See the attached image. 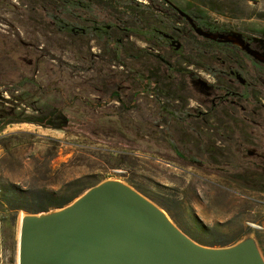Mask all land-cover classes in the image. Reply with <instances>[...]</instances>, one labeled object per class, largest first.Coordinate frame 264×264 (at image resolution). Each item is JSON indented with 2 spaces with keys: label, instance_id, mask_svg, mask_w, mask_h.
Segmentation results:
<instances>
[{
  "label": "rangeland",
  "instance_id": "374dc122",
  "mask_svg": "<svg viewBox=\"0 0 264 264\" xmlns=\"http://www.w3.org/2000/svg\"><path fill=\"white\" fill-rule=\"evenodd\" d=\"M170 1L201 26L264 49V0ZM98 2L133 13L128 0ZM68 8L60 0H0V218L13 260L19 264L21 218L28 213L15 206L37 207L106 179L138 189L201 244L253 238L264 257V88L210 109L216 94L194 81V75L213 80L196 60L221 58L250 62V77L261 85L264 63L238 45L189 35L209 50L194 56V42L186 40L187 57L162 51L175 67L189 68V83L182 86L180 71L172 78L159 58H139L135 39L119 61L87 36L60 31L52 15L74 21ZM167 8L157 0L158 14ZM139 72L151 75L152 91L140 92ZM59 107L73 116L72 130L3 123ZM23 131L32 134H18Z\"/></svg>",
  "mask_w": 264,
  "mask_h": 264
},
{
  "label": "water",
  "instance_id": "95a60500",
  "mask_svg": "<svg viewBox=\"0 0 264 264\" xmlns=\"http://www.w3.org/2000/svg\"><path fill=\"white\" fill-rule=\"evenodd\" d=\"M196 31L264 61L240 35ZM163 210L132 185L103 180L64 206L23 215L19 264H264L253 238L204 245Z\"/></svg>",
  "mask_w": 264,
  "mask_h": 264
},
{
  "label": "flooded vegetation",
  "instance_id": "af4514ba",
  "mask_svg": "<svg viewBox=\"0 0 264 264\" xmlns=\"http://www.w3.org/2000/svg\"><path fill=\"white\" fill-rule=\"evenodd\" d=\"M161 1L168 8L165 12L158 14L157 0H128L124 4L130 6L133 9V13L131 14V11L128 10L126 14L119 12L107 2L99 3L98 0H70L74 21L69 22L56 15H52V19L60 31L68 32L75 36H87L90 41L114 52L116 59L119 61H123L122 58L126 55V45L130 44L128 41L135 39L134 48L139 58L145 59L146 62H155L159 58L167 66V70L172 78H175L178 74L177 72L180 71L183 74L181 78L182 86L189 83V68L182 67L179 69L175 67L162 54V51H171L176 55L185 57L186 40L194 42L193 38L191 39L189 35L194 36L196 39L207 40L210 44L216 46L238 45L248 56L258 62L264 63L263 60H259L249 54L239 44L212 39L198 33L196 28H201L214 34L223 32H215L201 26L197 20L170 0ZM173 16H177L180 21L174 22ZM244 40L249 42L252 48L264 55V49L249 40ZM192 49L194 56L204 54L209 50L205 43L198 44L196 42L193 43ZM196 62L201 64L199 66L201 70L213 78V80L208 82L200 76L194 75V81L203 86L206 94H216L212 98L210 109H216L221 102L228 101L229 98L248 100L251 97L252 89L258 88V86L264 88V79L261 80L260 85L256 77H250L251 74H254V68L248 61L229 63L226 60L218 58L215 62L206 63L198 60ZM136 81L140 84L142 88L140 92L142 93L145 91L149 92L156 85L150 74L142 72L137 73ZM208 112L209 110L199 111L196 115L203 116Z\"/></svg>",
  "mask_w": 264,
  "mask_h": 264
},
{
  "label": "trees",
  "instance_id": "16d2710c",
  "mask_svg": "<svg viewBox=\"0 0 264 264\" xmlns=\"http://www.w3.org/2000/svg\"><path fill=\"white\" fill-rule=\"evenodd\" d=\"M63 5L69 7L68 9L71 8L70 6V0H60ZM260 16L264 17V13L260 14ZM60 17V16H59ZM73 116L70 114V112L67 110V108H54L51 110L49 113L44 114L42 116H35V115H27L24 118H11V119H6L3 123L4 124H10L14 122H29V123H34L40 126H43L45 128H55V129H62V130H72L71 129V121L73 120ZM18 134H24V135H30L32 134L31 132L23 131L19 132ZM45 139H50L52 141H58L55 139H51L49 137H43ZM173 147H175L174 144H172ZM181 153V152H180ZM193 162H198L197 159H193ZM83 190H74L71 192H61L58 193V196L55 198H48L47 200H43L38 204L37 207H24L20 206L17 207L15 206V210H19L20 208L25 209L27 212H39L42 210H49L52 207H60L64 206L68 203H70L72 200H74L77 196H79ZM46 197L49 196L48 192L44 193ZM10 203V202H9Z\"/></svg>",
  "mask_w": 264,
  "mask_h": 264
},
{
  "label": "crops",
  "instance_id": "0c3cea01",
  "mask_svg": "<svg viewBox=\"0 0 264 264\" xmlns=\"http://www.w3.org/2000/svg\"><path fill=\"white\" fill-rule=\"evenodd\" d=\"M0 264H17L12 258V252L7 243L5 227L0 218Z\"/></svg>",
  "mask_w": 264,
  "mask_h": 264
},
{
  "label": "bare ground",
  "instance_id": "6f19581e",
  "mask_svg": "<svg viewBox=\"0 0 264 264\" xmlns=\"http://www.w3.org/2000/svg\"><path fill=\"white\" fill-rule=\"evenodd\" d=\"M164 211V210H163ZM166 213V211H164Z\"/></svg>",
  "mask_w": 264,
  "mask_h": 264
}]
</instances>
